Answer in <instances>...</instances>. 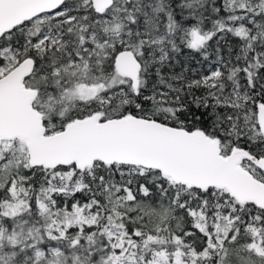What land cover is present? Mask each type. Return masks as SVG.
<instances>
[{
  "label": "snow or ice",
  "instance_id": "snow-or-ice-1",
  "mask_svg": "<svg viewBox=\"0 0 264 264\" xmlns=\"http://www.w3.org/2000/svg\"><path fill=\"white\" fill-rule=\"evenodd\" d=\"M0 264H264V0H0Z\"/></svg>",
  "mask_w": 264,
  "mask_h": 264
}]
</instances>
